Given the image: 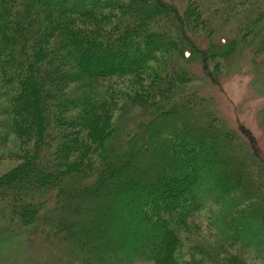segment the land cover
Here are the masks:
<instances>
[{
  "label": "trees",
  "instance_id": "obj_1",
  "mask_svg": "<svg viewBox=\"0 0 264 264\" xmlns=\"http://www.w3.org/2000/svg\"><path fill=\"white\" fill-rule=\"evenodd\" d=\"M240 3L235 38L203 48L217 23L201 0H0V144H19L2 235L69 264L264 256V158L192 89L199 68L217 81L238 46L264 43V0Z\"/></svg>",
  "mask_w": 264,
  "mask_h": 264
},
{
  "label": "rangeland",
  "instance_id": "obj_2",
  "mask_svg": "<svg viewBox=\"0 0 264 264\" xmlns=\"http://www.w3.org/2000/svg\"><path fill=\"white\" fill-rule=\"evenodd\" d=\"M168 1V0H166ZM170 1V0H169ZM182 7L185 0H171ZM205 5L206 13L216 19V30L214 33H201L199 42L206 48L211 42H227L235 38L239 26L238 14L241 12L240 2H252L259 0H201ZM262 1V0H260ZM183 2V3H182ZM258 30L264 36V22L259 24ZM254 31V32H255ZM238 38V36H237ZM264 38V37H263ZM255 44L248 48L245 45L238 46L229 62L220 67L217 74L218 80L214 81L207 76L202 68L196 75V82L192 89L198 90L199 98L204 97L207 104L214 106L219 111V116L238 136L244 145L252 153L264 158V43L260 37L255 38ZM216 49H213V51ZM211 50L208 53L211 55ZM209 57V56H208ZM211 59V58H210ZM212 68V66H211ZM224 68V69H222ZM215 71V68L211 69ZM122 90L131 92L132 88L127 84ZM126 115H134V108L128 104L122 106ZM116 113L119 117L122 110ZM120 118V117H119ZM1 129V128H0ZM0 144V175L15 166V161L10 159L8 153L18 151L19 144L13 133L9 132L6 146ZM208 211L197 214L195 221L204 227L207 224ZM3 225L0 222V251L5 254L2 264H69L67 258L63 257L64 251H57L54 244L42 243L35 238H13L2 235ZM234 249L239 250L249 262L253 264H264V256L251 249L236 245ZM59 252V254L57 252ZM1 254V253H0ZM78 264V263H77ZM137 264H153L141 262Z\"/></svg>",
  "mask_w": 264,
  "mask_h": 264
}]
</instances>
